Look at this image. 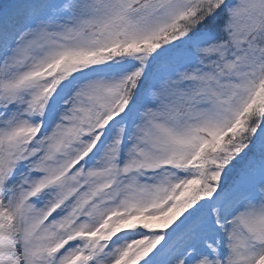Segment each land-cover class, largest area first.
I'll list each match as a JSON object with an SVG mask.
<instances>
[{"label":"snow or ice","instance_id":"1","mask_svg":"<svg viewBox=\"0 0 264 264\" xmlns=\"http://www.w3.org/2000/svg\"><path fill=\"white\" fill-rule=\"evenodd\" d=\"M0 264H264V0H0Z\"/></svg>","mask_w":264,"mask_h":264}]
</instances>
